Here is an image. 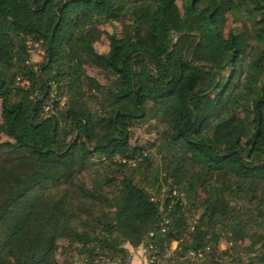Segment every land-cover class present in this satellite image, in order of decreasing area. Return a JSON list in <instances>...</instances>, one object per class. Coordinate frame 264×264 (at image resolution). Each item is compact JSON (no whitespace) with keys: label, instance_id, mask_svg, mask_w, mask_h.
<instances>
[{"label":"trees","instance_id":"1","mask_svg":"<svg viewBox=\"0 0 264 264\" xmlns=\"http://www.w3.org/2000/svg\"><path fill=\"white\" fill-rule=\"evenodd\" d=\"M177 1L0 0V264H264V0Z\"/></svg>","mask_w":264,"mask_h":264},{"label":"rangeland","instance_id":"2","mask_svg":"<svg viewBox=\"0 0 264 264\" xmlns=\"http://www.w3.org/2000/svg\"><path fill=\"white\" fill-rule=\"evenodd\" d=\"M177 5H178L179 12H182V4H181L180 0L177 1ZM234 27H235V25L232 22V18L230 17V15H228L227 16V23H226L225 30H224L225 33L227 34V32H229ZM103 29H104V31H108V33L117 32V29L113 26L104 27ZM96 48L100 52H104L107 50V43H106V39L104 37H102L97 42ZM28 49L30 51H32V57H31L32 62H34V63L42 62L43 51H41V48H35V47L31 46L30 44H28ZM86 71L91 76L97 77L98 79L101 78L99 70L97 68H95L92 64H87ZM53 90H54V88H53ZM51 96H53V93ZM62 101H64V99ZM131 134L132 135L130 138L128 148L134 147L135 145H144L148 139L153 138V133L149 134L146 126L137 127L136 129L131 130ZM227 247H228V244L226 242H222L219 246V249L225 250V249H227ZM171 251H173V250L171 249ZM220 264H229V263L220 262Z\"/></svg>","mask_w":264,"mask_h":264},{"label":"built area","instance_id":"3","mask_svg":"<svg viewBox=\"0 0 264 264\" xmlns=\"http://www.w3.org/2000/svg\"><path fill=\"white\" fill-rule=\"evenodd\" d=\"M29 44L31 45V43H29ZM31 46H33L35 48H40V43H36V44L31 45ZM16 85H18L20 87H27L28 83L27 82H22L19 79H17ZM153 248H154L153 245L151 243H148V246L143 249L144 254L146 255V260H147L148 264H158V262L155 261V257L152 256V253H154L153 250H152ZM207 249H209V248H207ZM190 255L193 256L192 253ZM129 260H130V257L127 258V261H129Z\"/></svg>","mask_w":264,"mask_h":264},{"label":"crops","instance_id":"4","mask_svg":"<svg viewBox=\"0 0 264 264\" xmlns=\"http://www.w3.org/2000/svg\"><path fill=\"white\" fill-rule=\"evenodd\" d=\"M177 246V243H173L171 245V249L173 250ZM143 247H139L137 249H129L130 250V260L127 264H148L146 260V255L144 254ZM116 264V263H115Z\"/></svg>","mask_w":264,"mask_h":264}]
</instances>
